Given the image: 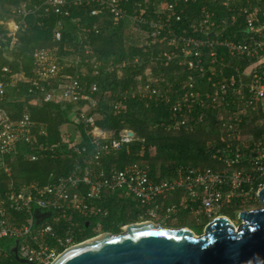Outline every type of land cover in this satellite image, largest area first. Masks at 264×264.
<instances>
[{"label":"built area","instance_id":"2783aa9c","mask_svg":"<svg viewBox=\"0 0 264 264\" xmlns=\"http://www.w3.org/2000/svg\"><path fill=\"white\" fill-rule=\"evenodd\" d=\"M188 2L162 1L149 15L147 7L132 4L130 0L26 1L13 10L18 19L13 17L0 23L5 24L8 35L14 37L26 28L30 15L40 11L69 15L71 6L96 4L90 14L98 17V23L81 27L80 39L84 42L89 31H99V21L104 17L131 20L146 29L144 50L151 52L150 65L160 61L169 66L176 60L200 74L198 80L190 73L183 91L176 95L173 84H163L151 66L144 70L145 80L142 76L138 78L136 92L139 95L155 102L170 103L172 116L167 123L168 129L176 130L190 124L196 108L213 107L219 108L220 113L230 114L219 117L221 137L240 138L243 116L264 114V0H220L221 6L230 13V19L227 16L218 18L205 4L198 15L192 16L189 27H180ZM229 20L242 26L232 36L226 35ZM165 34L167 37L163 38ZM54 38L60 41L61 32H56ZM156 46L160 48L158 52L154 51ZM82 50L84 53L76 52L73 57H62L58 46L36 48L29 92L33 96L42 94L45 101L58 97L73 102L74 119L89 127L87 135L91 138L93 152L87 156L86 146H77L75 152L84 156L83 163L78 162L70 174L54 182L44 185L32 182L17 187L10 181L7 190L0 191V241L6 242L0 244V264H28L19 262L10 252L16 239H19L17 253L21 258L34 264H52L68 248L90 239H79L82 221L92 222L93 231L102 229L100 219L110 212L103 205L105 196L116 191L122 190L130 196L139 209L152 212L162 208L159 201L167 194L182 190L179 205L165 206L170 215L180 207L190 206L202 212L205 218L213 219L225 216L222 214L227 206L239 210L262 207L258 193L264 187V134L246 144L228 143L224 149H218L214 158L225 168L188 166L180 169L172 179L154 178L146 165L136 163L124 168L101 167L103 155L137 137L129 128L121 129L118 137H114L113 132L97 125L90 112L98 104L94 96L98 86L94 83L88 87L83 78L89 64H93L94 74H98L100 61L91 56L88 43ZM232 59L247 65L244 69L232 66ZM228 69H232L229 75ZM4 70L9 71L7 67ZM56 79L62 80L60 91H47L45 83ZM6 86L5 81H0V99L5 95ZM120 106L118 102L115 104L116 109ZM33 126L28 107L17 119H11L0 107V158L15 154L20 142L33 144L37 138ZM40 150L45 151L46 147ZM39 156L32 154L29 159L36 160ZM3 166L10 175L4 161L0 168ZM35 209L51 212V215L36 224Z\"/></svg>","mask_w":264,"mask_h":264},{"label":"trees","instance_id":"16d2710c","mask_svg":"<svg viewBox=\"0 0 264 264\" xmlns=\"http://www.w3.org/2000/svg\"><path fill=\"white\" fill-rule=\"evenodd\" d=\"M26 1L41 0H0V21L17 18L14 8ZM130 1L147 7L150 15L160 2L172 0ZM205 4L210 6V10L218 18L227 16L230 19V13L221 6L220 0H189L179 26L189 27L192 16L198 15ZM95 6L96 4L71 6L69 15L40 11L30 15L26 28L19 30L14 37L9 36L6 25L0 23V81H5L7 85L5 95L0 99V107L11 119L20 118L23 110L28 107L34 121L33 132L37 136L33 144L20 142L15 154L0 158L1 163L4 161L11 171L9 175L4 166L0 168L1 192L7 190L10 181L17 187L32 182L41 185L54 182L58 177L70 174L78 162L83 163L84 156L75 152L77 146H86L87 156L93 152L91 138L87 135L89 127L74 119L73 102L58 97L45 101L42 94L33 96L29 92V80L34 75V52L36 48L43 46H58V53L62 57H73L76 52L84 53L83 45L88 43L91 56L100 61L97 66L98 74H94V66L89 64L88 73L83 78L88 87H92L94 83L98 86V90L94 92L98 104L90 113L95 116L97 125L113 132L114 137H118L123 128L132 129L137 137L103 155L101 167L105 169L124 168L136 163L146 165L154 178L159 176L172 179L180 169L188 166L225 168L223 163L214 158L218 149H224L228 143L246 144L264 134V114L249 113L241 124L242 135L247 130L248 133L244 134L247 136L222 138L221 131L216 128L220 110L213 107L194 109L191 115L195 118L187 125L189 128L184 125L180 129H168L167 123L172 116L170 103L165 100L155 102L139 95L136 92L138 78L142 76L145 80L144 70L151 66V70L161 77L163 84H173L176 95L183 91L184 81L190 73L198 80L200 74L180 65L176 60L169 66L160 61L150 65L151 52L144 50L146 29L128 19L116 21L111 16L104 17L99 21V31H89L88 39L83 42L80 39L81 27H92L94 23H98V17L90 14ZM58 22L61 23L60 26ZM241 27L240 23L233 24L229 20L226 35L237 34ZM58 31L61 32L60 41L54 38ZM165 36L166 34L163 38ZM159 49L156 46L154 51L158 52ZM230 65L244 69L247 64L232 59ZM6 67L9 71L4 70ZM231 72L232 69H228L227 74ZM203 82L207 83L205 79ZM61 84L62 80L56 79L45 83V86L47 91L57 93ZM171 98L174 99L175 96ZM117 102L121 104L118 109L115 108ZM72 129L80 140L75 142L67 137ZM42 146L46 147L45 151L40 150ZM36 153L40 155L39 158L30 160L29 156ZM103 205L110 211L104 219L111 217V223L105 225L106 232L120 233V222L137 220L134 215L128 214V208H137L138 205L122 190L107 194ZM223 213L235 215L231 208H224ZM178 221L181 222L175 227L186 226L185 220ZM85 222H81L80 240L94 236L93 228H86ZM193 226L195 233H203L204 222ZM0 244L5 245L6 242L0 241Z\"/></svg>","mask_w":264,"mask_h":264},{"label":"water","instance_id":"95a60500","mask_svg":"<svg viewBox=\"0 0 264 264\" xmlns=\"http://www.w3.org/2000/svg\"><path fill=\"white\" fill-rule=\"evenodd\" d=\"M258 196L262 207L242 210L238 227L227 217L212 219L202 234L187 227L135 223L120 233L105 232L52 264H264V187ZM35 214L39 224L51 212L35 209ZM18 243L16 239L10 249L15 259L34 264L18 255Z\"/></svg>","mask_w":264,"mask_h":264},{"label":"flooded vegetation","instance_id":"af4514ba","mask_svg":"<svg viewBox=\"0 0 264 264\" xmlns=\"http://www.w3.org/2000/svg\"><path fill=\"white\" fill-rule=\"evenodd\" d=\"M165 209H166L165 207L164 208L162 207L156 211H152V212L148 211L147 212L146 210L139 209V207H137V208L136 207H130V208H128V214H130L131 216L134 215L137 218V220L133 221V222H128V223L120 222L119 228H120V230H122L127 225L135 224V223H141V222H153L156 225L160 224V225H163L165 227H174L175 228V226L171 225L169 223V221L173 222V221H178V220L183 219L186 222L185 223L186 226H183V227H187V228H189L195 232L194 226H193V225H195L194 220H198L200 223L204 222V228L212 220V219L205 218V216L203 215L202 212L197 211L194 208H191L190 206L178 208L173 213V215L167 214L165 212L166 211ZM241 211L242 210H239L237 208H235V210L233 211V213H235V216L237 217L238 220L233 219L232 216H234V215H228L226 213H225L226 215L224 213L222 214L225 216H219V217H227L237 227V224L235 222L239 221L241 224V220L238 217L239 213ZM85 227L86 228H93V223L90 221H86ZM204 228H203V231H204ZM103 232H106V231H103Z\"/></svg>","mask_w":264,"mask_h":264},{"label":"rangeland","instance_id":"374dc122","mask_svg":"<svg viewBox=\"0 0 264 264\" xmlns=\"http://www.w3.org/2000/svg\"><path fill=\"white\" fill-rule=\"evenodd\" d=\"M132 24V23H131ZM9 25V24H8ZM7 25V26H8ZM132 25H134V24H132ZM132 27V26H131ZM223 115H226V116H228V115H230V114H227V113H224V112H219V114H218V117H220V116H223ZM244 118H245V116H243V121H244ZM242 124H243V122H242ZM188 127V126H187ZM189 128V127H188ZM217 129H218V127H216ZM248 133V131L246 130V131H243V135H242V131H241V136H247V135H244V134H247ZM68 138L70 139V140H72V141H78V140H80V137L78 136V134L76 133V132H74V129H72V130H70L69 132H68ZM209 144H211V142H209ZM0 165H1V161H0ZM183 195V191L182 190H176L175 192H170L169 194H167L165 197H163L159 202H160V205H162V207H165V206H169V205H172V204H176V205H179V202H178V198H180L181 196ZM131 204H133L132 202H131ZM262 205V204H261ZM231 208V211H234L235 210V208H233V207H230V206H227L226 207V209H230ZM259 208H260V206H259ZM166 212V211H165ZM235 214V213H234ZM171 215H173V213L171 214ZM233 217V219L234 220H238L237 219V217L234 215V216H232ZM187 221V220H186ZM179 222H181V221H173V222H170L169 221V223L171 224V225H178L179 224ZM108 223H111V217L109 218V219H100V224H101V226H103V228L101 229V230H98V231H93V234L95 235V234H97L98 232H102V231H104L105 230V225L106 224H108ZM236 224H237V227L240 225V222L239 221H237V222H235ZM194 224H196V225H200L201 223L198 221V220H194ZM125 230V227L121 230V232L122 231H124ZM103 233H105V232H103ZM197 234V233H196Z\"/></svg>","mask_w":264,"mask_h":264},{"label":"bare ground","instance_id":"6f19581e","mask_svg":"<svg viewBox=\"0 0 264 264\" xmlns=\"http://www.w3.org/2000/svg\"><path fill=\"white\" fill-rule=\"evenodd\" d=\"M142 224H144V223H142ZM131 225H137V224H131ZM128 226H129V225H128ZM126 227H127V226H126ZM126 227H125V229H126ZM103 236H105L104 233H102V234H100V235H98V236H96V237L90 238V239H88V240H85L84 242H82V243H80V244H77V245H75V246H72V247L68 248L66 251H64L63 253L60 254V256L57 258V260H58L59 258H61L64 254H66L67 252H69L70 250H73L74 248H77V247H79V246H81V245H84V244H87V243L92 242V241H94V240H97L98 238H101V237H103Z\"/></svg>","mask_w":264,"mask_h":264},{"label":"crops","instance_id":"0c3cea01","mask_svg":"<svg viewBox=\"0 0 264 264\" xmlns=\"http://www.w3.org/2000/svg\"><path fill=\"white\" fill-rule=\"evenodd\" d=\"M260 122L263 123V120H260ZM68 136H69V135H67V137H68ZM125 195H126V194H125ZM127 196H128V195H127ZM128 197H130V196H128ZM133 201H134V200H133Z\"/></svg>","mask_w":264,"mask_h":264}]
</instances>
